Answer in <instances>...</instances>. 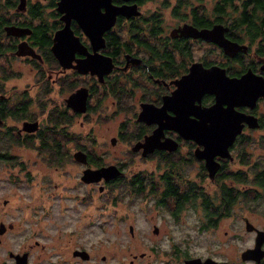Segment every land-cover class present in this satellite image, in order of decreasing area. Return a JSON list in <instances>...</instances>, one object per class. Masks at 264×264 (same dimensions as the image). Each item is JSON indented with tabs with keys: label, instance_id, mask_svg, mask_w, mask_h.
I'll return each instance as SVG.
<instances>
[{
	"label": "flooded vegetation",
	"instance_id": "obj_1",
	"mask_svg": "<svg viewBox=\"0 0 264 264\" xmlns=\"http://www.w3.org/2000/svg\"><path fill=\"white\" fill-rule=\"evenodd\" d=\"M148 0H110L112 4H131L136 3L139 14L124 16L117 14L114 23L105 28L102 32L104 45L95 51L109 56L113 62L112 69L102 75V80H98L96 74L90 71L81 73L75 65L81 59L86 58L88 53H93L94 49L89 37L80 27L78 20L73 17L69 10H59L58 6L64 0H0V69L4 68L19 69L26 66L28 72L33 73L37 79L29 82V85L22 89H15L21 73H12L10 75L0 74V189L5 185L8 194L13 196L17 184L28 182V189H32L30 184L33 178L28 175L17 177L15 172L7 170L8 168H18L20 171L26 167L27 160L23 159L26 151H34L40 163L53 167L61 176V179L51 183L50 192L56 196H61L59 201V215L63 216L65 208L62 198L78 197V189L83 190V199L90 200L99 190V194H109L107 192L115 184L124 187L128 193L136 194L144 201H150L156 207H166L172 220H177L180 211L196 210L200 211L202 221L197 222L196 227L204 230L205 226H214L220 217L229 213L232 207L240 200L249 201V206L257 199L264 196V186L257 183L258 166L264 167V160H255L251 157V151L248 145L255 139L257 130H264V113L258 112L259 103H264V98L259 97L253 107L245 104L235 105V109L245 114L256 117L258 126H250L245 120L241 121V130L236 134L233 142L228 146V155L222 156L215 154L213 159L218 162V167L212 176L205 166V159L197 157L195 149H203L202 144H197L193 139L182 137L177 130L163 128L160 141L173 139L177 142L174 149L154 148L151 152L142 155L143 159L154 157L152 169L150 166L148 173L144 174L142 168L138 171L133 170L131 176H126L127 172L124 166L115 162L114 164L122 171L120 176L98 181H83L81 176L85 168H96L107 165L99 156L94 155L91 150L82 145L80 141H75L72 145L70 140L64 142L63 132L71 126L74 118L82 115L93 108L92 99L96 97L97 102H103L108 97H112L118 103L130 96L135 88L139 90L140 97L136 104L135 122L138 125L137 132L129 136L124 130L122 123L115 136L110 138L114 142L130 141L132 146L136 141L144 140L145 135L153 132L157 126L156 123L147 124L137 119V114L141 108V103H152L160 106L163 97L170 94L175 84L172 80L182 73L187 72L189 65L193 61L201 62L203 66L216 64L225 69L229 76H240L245 71L250 70L255 75L264 79V16H251L253 23H256L255 30L251 34L245 30L232 27V23L248 24V20L240 16V7L245 0H232L233 5L228 6L226 14L216 19L213 23H222L227 25L224 36L238 43L246 44V51L238 50L232 55L223 52V49L217 47L224 61L213 62L204 59V40L202 38H191L183 36H170L166 38L162 35L159 25L160 13L158 10H148L145 4ZM181 0V5L183 4ZM254 1H247L246 5L252 6ZM100 12H104V6L100 5ZM190 12V11H189ZM200 12L202 16L199 15ZM237 15H234L236 14ZM197 15L194 18L202 20V23H194L193 12L181 16L182 22H188L196 27H204V13L197 8ZM199 16V17H198ZM215 18H210L214 20ZM221 20V21H220ZM67 24V26H66ZM212 24V23H211ZM210 24V25H211ZM153 25L155 37L163 38V41L153 42L154 47H144L142 43L133 42V36L145 33L146 27ZM208 25V26H210ZM119 27L122 30L119 31ZM138 27L139 31H129V29ZM64 30L61 34V46H56L59 42L55 38V33ZM13 31V32H9ZM125 33V35L122 34ZM149 32V30H148ZM138 33V34H137ZM150 33V32H149ZM117 50H114L113 43ZM183 43L188 47V53L174 47L172 44ZM202 45L200 54L193 58L194 46ZM83 46V47H82ZM127 46L129 49H126ZM82 47V51H80ZM171 49V57L162 56V52ZM19 51V52H17ZM64 53L62 58L69 66H63L58 54ZM132 54L141 58L138 64L128 63L125 66V55ZM20 65V66H19ZM177 72H179L177 74ZM134 74H140L144 79L142 86H138ZM86 77V82L82 78ZM15 82L5 90L8 81ZM85 86L87 88V102L85 111L74 110L66 103V98L77 88ZM30 89L33 90L32 95ZM214 101L212 93H203L199 104L207 106ZM196 100L194 101V103ZM36 103V110L33 105ZM113 103V100H112ZM167 114L173 111L165 108ZM38 113L44 115L46 120L45 128L42 127V119ZM192 118L195 117L190 114ZM190 117V118H191ZM33 122H37V127L32 129ZM207 121L204 122V124ZM53 125L55 129H49ZM28 128V129H27ZM56 130V131H54ZM56 133V135H55ZM132 137V139H131ZM264 138L261 137V140ZM70 142L71 147L66 144ZM113 142V143H114ZM112 143V141H111ZM142 148L137 151L141 153ZM81 151L85 156V161L81 162L74 158V153ZM110 164V163H108ZM17 169V170H18ZM264 171V170H263ZM264 173V172H263ZM64 175L69 178L66 185ZM264 180V174L261 176ZM21 180V181H20ZM39 180H46L45 185L36 187V205L31 202L26 203L25 220L27 223L26 242L22 250H7V257L0 259V264H15L14 254L26 252V264H31V258L36 250H45L46 243L43 237L47 236L48 230L44 215L50 213L49 205L46 204L48 194L43 190L49 187L51 178L44 176ZM230 190L235 197L231 207L227 210L219 211L218 216L212 217L208 223V198H218L222 195L223 189ZM215 193V194H214ZM31 195V192L28 193ZM81 198V197H80ZM12 197H3L0 205V247H9L12 242V233L21 225L14 215V205ZM63 212H62V211ZM12 212L9 218L2 212ZM205 215V217H204ZM90 217V213H87ZM245 219L243 218L244 229L237 238L244 240V246L235 250L234 258L215 259L218 261H230L236 264H264V252L258 258H244L243 251L255 246L254 229H246ZM90 222V220H88ZM251 222V221H249ZM251 224L258 228L257 225ZM69 226V229L59 228L56 240L57 261L48 262V264H113V259H107L104 254L99 259L95 258L94 252L89 246L81 243L75 236L77 230ZM156 228V231H154ZM160 226L153 224L152 231L158 233ZM170 249L177 254L180 251L181 259H128L127 264H204V256L186 255L184 251L174 242ZM78 250L82 251L79 252ZM168 250V249H167ZM264 251V240L260 243L258 253ZM79 252V253H78ZM41 252H37L39 255ZM258 255V254H257ZM37 259H51V257H39ZM143 257V255H142ZM199 257L200 259H187ZM255 259H260L258 262ZM115 264H125L121 261H115Z\"/></svg>",
	"mask_w": 264,
	"mask_h": 264
},
{
	"label": "rangeland",
	"instance_id": "obj_2",
	"mask_svg": "<svg viewBox=\"0 0 264 264\" xmlns=\"http://www.w3.org/2000/svg\"><path fill=\"white\" fill-rule=\"evenodd\" d=\"M216 0H148L145 7L148 10H158L160 13L159 25L162 35L169 37V31L181 22V16H185L192 7H197L200 11L206 9V13L211 16V12ZM180 11L181 15H174V8ZM175 10V11H176ZM234 15H237L234 14ZM147 28V27H146ZM122 27H119V31ZM125 35L124 32H122ZM140 37L151 39L154 43L163 41L162 36L159 38L150 36L148 29L145 33H140ZM202 45L194 46L193 58L197 57L201 52ZM204 59L213 62H223L224 58L220 50L212 43L204 41ZM3 59H0V63ZM20 66V65H19ZM21 73L20 79L16 84L15 89H22L29 85V82L37 79L33 73L28 72L26 66L19 69L4 68L3 72L0 69L1 76L4 74ZM0 76V77H1ZM138 86H142L144 79L140 74H134ZM87 78H82V82H86ZM10 80L5 85V90L14 83ZM33 90L30 89L32 95ZM140 97L139 90L123 99L121 102L114 101L112 97H108L103 102H97L96 97L92 99L93 108L82 115L74 118L71 126L63 132L64 142L70 140L74 145L75 141L88 147L91 152L99 156L101 160L108 163L118 162L124 166L126 176H131L132 173L142 168L144 174L152 169L154 157L143 159L140 151L131 149L130 141L111 143L110 138L115 136L122 123L127 135L132 136L138 130V125L135 122L136 104ZM113 100V103H112ZM36 103L33 109L36 110ZM258 112L264 113V103H259L257 106ZM42 119L45 128L46 120L44 115L38 113ZM123 129V128H122ZM56 131V130H54ZM56 135V133H55ZM255 139L248 145V150L251 151V157L255 160H264V130H257ZM132 139V137H131ZM68 142L67 147H71ZM24 155L27 160L26 167L21 171L18 168H8L15 172L17 177L28 175L33 178L30 184L32 189H28L29 183L24 182L17 184L13 196L7 191L6 187L0 189V205L3 197H12L14 203L11 208L14 215L20 223L18 229L10 236L12 242L9 247H0V259L7 257V250L12 251L22 250L24 243L27 241V223L25 220L26 203L31 202L36 205V187L45 185L46 180H39L44 176L51 178L49 187L43 190L48 194L45 202L49 205L50 213L42 214L46 220L48 234L43 237V242L46 243L45 250H36L31 258V264H48L55 262L57 259L56 240L59 228L69 229V226L75 227L78 233L75 234L81 243L90 247L95 254V258L99 259L100 255L104 254L107 259L121 261L127 264L128 259H181L180 251L177 254L172 252L170 245L176 243L186 255L212 257L214 259L234 258L235 250L244 246V240L238 239L237 235L242 234L244 229L243 218L247 217L249 221L264 229V196L257 198L251 206L249 201L240 200L235 204L228 214L220 217L217 224L214 226H205L204 230H199L196 227L197 222L202 221L200 211L187 210L186 208L179 213L177 220H172L168 210L163 211L166 207H156L150 201H144L136 194L128 193L127 190L119 184H115L107 190V194H99L96 189L95 195L88 201L83 199V190L78 189V197L73 199L65 196L62 198L65 208H73L65 210L67 214L59 215V201L61 197L50 192L51 183L61 179L60 174L51 166L40 163L34 151H26ZM18 169V170H17ZM134 170V172H133ZM1 177L4 173L0 174ZM66 185L69 183V178L64 175ZM21 181V180H20ZM31 192V195L28 193ZM215 194V193H214ZM81 197V198H80ZM62 211V210H61ZM63 212V211H62ZM90 213V217L87 213ZM4 216H12V212H2ZM205 217V215H204ZM208 220V217H205ZM90 220V222H88ZM209 223V220H208ZM153 224L160 226L158 233L152 231ZM132 227V229H130ZM168 249V250H167ZM37 252H41L37 255ZM143 255V257H142ZM51 257V259H37L38 257Z\"/></svg>",
	"mask_w": 264,
	"mask_h": 264
},
{
	"label": "water",
	"instance_id": "obj_3",
	"mask_svg": "<svg viewBox=\"0 0 264 264\" xmlns=\"http://www.w3.org/2000/svg\"><path fill=\"white\" fill-rule=\"evenodd\" d=\"M100 5L104 6V12L99 11ZM58 9L69 10V13L78 20L80 27L89 37L94 49V52L88 53L86 58L77 61L78 66L75 65V67L81 73L89 70L91 74L97 75L98 80H102V75L109 72L113 67V62L109 56L95 51L104 45L102 32L114 23L117 14L124 16L139 14L136 3L115 5L110 0H64ZM227 28V25L217 22L200 28L191 23L182 22L172 27L169 35L202 38L205 42L215 43L228 55H232L238 50L246 51V44L238 43L224 36ZM63 31L59 30L55 33V38L59 42L56 45L58 47H62L61 33ZM82 47L80 51H82ZM58 56L63 66L71 65L63 62L62 58L66 57L64 53L58 54ZM125 58L124 68L129 62L132 64L141 62V58L132 54H126ZM262 68L264 69V66ZM172 82L175 87L170 94L163 97L160 106H155L152 103H141L137 119L147 124L156 123L157 126L151 134L144 136V140L136 141L131 149L137 151L142 148V155L151 152L154 148L174 149L177 142L173 139L159 142L162 129L171 128L177 130L182 137L193 139L197 144L204 146L203 149L196 148L195 154L197 157L205 159V166L212 176L218 167V162L213 159V156L215 154L228 155V146L233 142L236 134L240 132L241 121H247L250 126H258L256 117L240 112L234 106L245 104L253 107L259 97L264 98V79L250 70L245 71L240 76H229L221 66L216 64L203 66L201 62L193 61L187 72L174 78ZM203 93H212L214 101L207 106H201L199 100ZM87 96V88L81 86L66 98V103L74 110L83 112L86 109ZM167 107L173 111L172 114H167L165 109ZM190 114L195 117L192 118L189 116ZM205 121L207 123L204 124ZM36 127L37 122H33L31 128L35 129ZM111 141L113 143L114 139L112 138ZM74 158L81 162L85 161V156L81 151H76ZM121 172L114 163H110L96 168H85L81 179L88 182L98 181L100 178L109 180L120 175ZM245 227L249 230H255V246L243 251L242 255L244 258H258L264 252L258 253L260 243L264 240V230L254 227L247 219H245ZM14 256L15 264H26V252L16 253ZM187 259L200 258L191 257ZM255 260L258 262L260 259ZM1 264L6 263L2 262ZM204 264L236 263L218 261L207 256L204 258Z\"/></svg>",
	"mask_w": 264,
	"mask_h": 264
},
{
	"label": "trees",
	"instance_id": "obj_4",
	"mask_svg": "<svg viewBox=\"0 0 264 264\" xmlns=\"http://www.w3.org/2000/svg\"><path fill=\"white\" fill-rule=\"evenodd\" d=\"M247 1H254V4L252 6H248L246 5V2H243V4H241L242 6L240 7V16L244 17V20H248L249 23L248 24H242L241 23H232L230 25H232V27H236V29L239 30H245L246 32H249L251 34L252 31H254L256 28V23H253V20H251L250 18H252L251 16H256V15H261L264 16V0H245ZM233 5L232 0H216L211 12V16H213L215 19L214 20H210L209 18V14L206 13V9L204 8V26H208L211 23H213L216 19H220L221 16H223L224 14H226L225 12H227L228 10V6ZM176 7L174 8V15L176 16H180L181 13L180 11H175ZM193 12V19H194V23H202V20L198 19V18H194L197 12V7H192L190 9V12ZM190 12L186 13V15H188ZM202 16V13L200 12V14ZM199 17V16H198ZM221 21V20H220ZM147 29L149 30V34L150 36L153 37L154 35V29H153V25L149 27H147ZM129 31H134V32H138L139 29L138 27L136 28H132L129 29ZM138 34V33H137ZM163 39V38H162ZM165 40L167 39L164 38ZM133 42L135 43H142L144 45V47H149V48H153V41L151 39H147V38H143L140 37L139 35H134L133 36ZM113 43V48L114 50L116 49V46L114 45V41L112 40ZM183 43H176V44H172L174 47H178L180 49V51L182 50L184 54L188 53V47L185 45H182ZM126 49H129L127 46H124ZM171 49H166L164 52H162V56H166V57H171ZM179 72H177L178 74ZM49 129H55V127L53 125H51V127H49ZM258 172H257V183L258 185H263L264 186V180L261 179V176L264 174L263 170L264 167L263 166H258ZM120 176V175H118ZM235 199L234 196H232L230 190H227L226 188L223 189L222 191V195H219L218 198H208L206 200V202L208 203V220L209 222L212 221V217L214 216H218V212L222 211V210H227L228 207L232 205L233 200Z\"/></svg>",
	"mask_w": 264,
	"mask_h": 264
}]
</instances>
